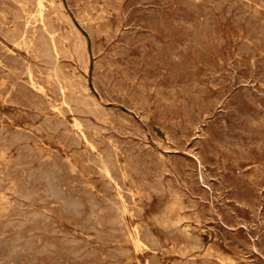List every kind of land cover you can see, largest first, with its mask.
I'll use <instances>...</instances> for the list:
<instances>
[{
	"label": "rangeland",
	"instance_id": "rangeland-1",
	"mask_svg": "<svg viewBox=\"0 0 264 264\" xmlns=\"http://www.w3.org/2000/svg\"><path fill=\"white\" fill-rule=\"evenodd\" d=\"M16 1L0 0V19L1 17H5L4 20H0V33L3 30L5 31L0 34V192H2V194L0 193V212H4L2 214L0 213V264H161L162 262V264H231L232 262V264H262V262L264 264V15H262L264 14V0H137V3H135L134 0H113L111 1V3L109 0H86V2L85 0ZM82 1L84 2L82 3ZM15 4L18 5V7ZM1 5L4 6L3 9L6 14H4V11L1 10ZM185 5L187 6V9ZM8 6L11 7V10L8 8ZM164 6L166 7V9ZM33 7L35 10H33ZM87 7L92 8V10L90 8L88 9ZM157 7H159L158 10ZM163 8L165 11L163 10ZM135 10H137L136 13ZM45 11L48 13H44ZM187 11L192 13L190 14ZM7 12L9 14L12 12V14L9 15ZM163 13L165 14L164 16ZM43 14L46 15L43 16ZM98 14L100 17L98 16ZM18 15H20L21 18ZM76 15L78 16L76 17ZM90 15L91 18L89 17ZM173 15L175 16L173 17ZM85 16L87 17V19ZM150 16L153 17L151 18ZM17 17L19 19H17ZM34 18L36 19L34 20ZM9 19L11 21H9ZM6 20L7 23L5 22ZM18 20L19 22L20 20H22V22L19 23ZM14 23L16 25H14ZM21 23L25 26H22ZM51 24H53V26ZM20 25L22 29L20 28ZM173 25H176V27ZM40 28H42L43 30ZM157 28H159V30ZM20 30H22L23 32H21ZM170 31H172V33ZM13 32H15L16 37ZM164 32L166 36L163 35ZM9 33L10 35H8ZM42 35H44L45 37ZM11 36L14 37L11 38ZM108 36L110 37L108 38ZM248 36H250L251 38ZM7 37H9V39ZM45 38L46 40H43ZM127 38L129 39L127 40ZM161 38L162 40L160 41ZM17 39L19 40L18 42ZM38 39L41 40V42ZM218 39H220V41ZM244 40H246L247 42ZM15 41L17 43H15ZM45 41H47L48 43L46 42L45 44ZM162 42H165V45L162 44ZM176 43H179V45H177ZM29 44L32 46H30ZM80 44H83V48L88 60V67L86 70L82 66L76 52ZM140 44L143 45L140 46ZM160 44L164 46V49ZM244 44L246 45V47H244ZM28 47L29 49H27ZM56 47L58 48L56 49ZM6 48L8 51L6 50ZM166 49H168V51ZM182 49L184 51H182ZM46 50L48 51V54L45 52ZM200 50H202V52ZM171 51L173 52L171 53ZM6 52L11 53V55ZM39 52L41 55L39 54ZM43 52H45V54L47 55L45 56ZM50 52L52 54H50ZM33 53L36 54L34 55ZM134 54L136 55V57ZM5 55L7 57H11L7 59ZM48 55L52 57H47ZM131 55L132 58L130 57ZM12 56H14L15 59ZM37 56L40 59H37ZM44 56L48 59L46 60ZM99 58L103 59L101 60ZM126 59H128V61ZM198 59L200 60L199 62H197ZM132 60L133 63L131 62ZM47 61H49L50 63ZM153 62L154 64H152ZM30 63H32L31 69ZM52 63L55 64L52 65ZM133 64H135L136 66H133ZM221 65H223V67ZM144 66L147 68H145ZM56 67L58 68V70ZM249 67L252 68V70L249 69ZM64 68L65 70H67L65 71ZM123 69L125 71H123ZM22 70L25 71L23 72ZM62 71L64 72V74ZM108 74H110V76ZM145 74H147L148 78ZM176 75H178L179 78H177V80ZM256 75H260L261 77L259 76L257 79ZM12 78L15 79L13 80ZM186 78L188 79V82ZM101 82L103 83L104 87ZM115 82L118 83L116 84ZM119 83L122 84L120 85ZM115 84L116 86H114ZM163 84L165 85V87ZM17 86H19V88ZM28 87L30 88V90ZM187 88L189 91L187 90ZM118 89L121 91V93ZM10 92L12 94H10ZM161 92H163V94ZM198 92L200 95L198 94ZM253 92L255 93V95H253ZM119 94L121 95L118 96ZM238 94L241 96H239ZM83 95L85 96V98ZM144 97H148V99ZM241 97H243L244 99ZM72 98L75 101H72ZM194 100L195 102H197L195 103ZM41 101H43V103ZM81 101H84L83 104ZM46 104L48 106H46ZM148 106H150V108ZM191 106L195 107L193 108ZM87 107L89 109H92V111L87 109ZM104 108L106 110H104ZM77 110L79 111V113ZM82 110L89 111L80 112ZM107 110L110 112H108ZM111 110H114V113ZM102 112L105 114V116ZM256 113H258V115ZM94 114L98 115L96 116ZM48 116L52 117L49 118ZM235 116L238 119H236ZM80 119L83 121L82 123ZM55 121H57L58 123L56 124ZM170 122L172 124H170ZM60 123L62 126L60 125ZM89 123L91 127L89 126ZM258 123L260 124L258 125ZM95 124L98 125V127ZM240 124L242 126H240ZM255 124L257 125V127ZM82 128L83 130H81ZM52 129L54 131H52ZM55 129L57 130V133ZM116 129L118 130L116 131ZM88 130L90 131V134ZM260 130L262 133H260ZM19 131L24 135L22 133L20 134ZM91 131L93 132L91 133ZM173 132L176 135L173 134ZM112 133L114 136L112 135ZM10 136L11 140L9 138ZM17 136L18 138H16ZM68 136L71 137L69 138ZM170 136H172L173 139ZM220 136L222 137V139ZM92 137L94 139H92ZM89 138L91 139L89 140ZM174 139L177 140L175 141ZM116 141H118V143ZM122 142H124V144H122ZM22 144L24 146H22ZM129 144L131 147L129 146ZM252 145H254V147ZM24 148L27 152V154L25 152L26 155L23 151ZM129 150L130 152H128ZM29 152L31 154H29ZM146 153H149L148 156ZM19 154H21L23 157ZM132 154L134 155V157ZM13 155L15 156V158ZM161 155L163 158L161 157ZM94 156L96 159L94 158ZM129 156L132 159L128 158ZM233 157H235L236 159ZM248 157L250 160L248 159ZM151 158L153 160H151ZM17 159L21 161H16ZM93 159H95L96 161H94ZM31 160L32 162H30ZM94 163L98 164L95 165ZM159 163L160 165L158 166ZM217 163H219L218 166H216ZM67 164L68 168L64 167L67 166ZM55 165L57 168L55 167ZM106 165L108 166L107 168H105ZM137 165L139 166V168ZM21 166H23L24 168ZM25 166L29 168L28 172ZM219 166L222 168L220 169ZM101 167L104 169H102ZM152 168H155L154 172L156 174L153 172ZM25 170L27 174L25 173ZM40 170L41 174H39ZM138 170L140 173L138 172ZM140 170L142 172L145 171L149 174H145V172L142 173ZM42 171H44V173H42ZM56 171H58L59 175ZM157 171L160 173H158ZM190 172H192L194 176H189L190 174H192ZM24 176L26 177L25 179ZM112 176L115 180L111 178ZM155 176H158L159 178H156ZM35 177H37V179ZM75 178L77 179L75 180ZM81 178L83 179V181L81 180ZM36 180H38V183ZM58 180L60 183L58 182ZM131 180L132 182H130ZM92 181L93 183H91ZM45 182L48 183L45 184ZM161 182H163L164 186ZM15 183L19 185H16ZM152 183H154L153 185L155 187L159 184L158 186L160 187V189L159 187H156L155 189V187L151 186ZM106 184L109 186H107ZM171 184L173 187L171 186ZM39 185L42 188L41 190ZM123 185L125 186V188ZM23 186L25 188H23ZM28 188L30 190H33L30 191ZM88 188L90 189V191ZM23 191L26 193H24ZM4 192L6 193L4 194ZM15 192H17L18 194L16 193V195ZM32 193H34L35 195ZM209 193L210 195H208ZM22 194H24V196ZM28 195V198L25 197ZM239 195L240 197H238ZM201 196H203L204 199ZM226 196L228 197L226 198ZM81 198L83 200L86 199V201L81 200ZM91 198L93 201L91 200ZM103 198L104 200L107 198V202L104 201ZM32 199L33 201H31ZM15 200L18 203H16ZM71 200L73 201L72 203H70ZM114 200L116 201L115 203H113ZM31 204H35L36 206L34 205L33 208L31 207ZM23 206L24 209H28H25L27 210L26 212L24 211ZM132 206L135 207V210H133ZM231 207L233 211L231 210ZM20 208H22L21 211ZM112 208L114 209L112 210ZM137 211L141 212L142 215L138 214ZM18 212L20 213V215ZM68 214L71 216L68 217ZM108 214L110 215V217L107 216ZM136 214L138 215L136 216ZM117 215L120 217H118ZM62 219L65 221L63 222ZM4 220L10 221H6V224ZM11 221H13V223ZM116 222L118 223L116 224ZM105 223L107 224L105 225ZM213 224L215 227L213 226ZM35 226L37 228H35ZM105 229L107 233L105 232ZM221 230L223 231L221 232ZM7 231L9 232L7 233ZM28 231H31V233H29ZM7 235L8 237H10H5ZM248 236H251L252 239ZM257 243L260 244V246ZM242 245L244 246V248ZM247 245L249 248L247 247ZM115 247L119 248L116 249ZM191 247L196 248L193 249ZM252 247L253 249H250ZM249 254L251 256H249ZM153 256H155V258ZM227 257L230 258L227 259ZM230 259H232V261ZM182 260L187 263L183 262Z\"/></svg>",
	"mask_w": 264,
	"mask_h": 264
},
{
	"label": "bare ground",
	"instance_id": "bare-ground-1",
	"mask_svg": "<svg viewBox=\"0 0 264 264\" xmlns=\"http://www.w3.org/2000/svg\"><path fill=\"white\" fill-rule=\"evenodd\" d=\"M15 1H16V0H15ZM26 1H27V0H26ZM93 1H94V0H93ZM109 1H110V3H111V1H113V0H109ZM134 1H135V3H137V2H136L137 0H134ZM146 1H147V0H146ZM168 1H169V0H168ZM198 1H199V0H198ZM228 1H229V0H228ZM233 1H234V0H233ZM233 1H232V2H233ZM235 1H236V0H235ZM257 1H258V0H257ZM16 2H17V1H16ZM29 2H30V1H29ZM83 2H84V1H82V3H83ZM85 2H86V0H85ZM87 2H88V1H87ZM139 2H140V1H139ZM149 2H150V1H149ZM170 2H171V1H170ZM178 2H179V1H178ZM200 2H201V1H200ZM212 2H213V1H212ZM22 3H23V2H22ZM26 3H28V2H26ZM26 3H25V4H26ZM42 3H43V2H42ZM62 3H63V2H62ZM92 3H93V2H92ZM198 3H199V2H198ZM1 4H2V3H1ZM4 4H5V3H4ZM32 4H33V3H32ZM119 4H121V3H119ZM133 4H134V3H133ZM142 4H143V3H142ZM147 4H148V3H147ZM152 4H153V2H152ZM155 4H157V3H155ZM164 4H165V3H164ZM167 4H168V3H167ZM196 4H197V3H196ZM199 4H200V3H199ZM205 4H206V3H205ZM229 4H230V3H229ZM239 4H240V3H239ZM258 4H259V3H258ZM263 4H264V3H263ZM7 5H8V4H7ZM7 5H5V6H7ZM15 5H16V4H15ZM72 5H74V4H72ZM85 5H86V4H85ZM106 5H107V4H106ZM161 5H162V4H161ZM1 6H2V5H1ZM10 6H11V5H10ZM10 6H8L9 9L11 8ZM16 6L18 7V5H16ZM21 6H22V4H21ZM23 6H24V4H23ZM86 6H87V5H86ZM88 6H89V5H88ZM97 6H98V5H97ZM97 6H96V7H97ZM113 6H114V5H113ZM116 6H117V5H116ZM133 6H135V5H133ZM168 6H169V5H168ZM168 6H167V7H168ZM172 6H173V5H172ZM185 6H186V5H185ZM207 6H208V5H207ZM221 6H222V5H221ZM245 6H246V5H245ZM43 7H44V5H43ZM72 7H74V6H72ZM84 7H85V6H84ZM92 7H93V4H92ZM161 7H163V6H161ZM164 7H165V6H164ZM211 7H212V6H211ZM246 7H247V6H246ZM262 7H263V6H262ZM3 8H4V6H2V9H1V10L4 11ZM13 8H14V7H13ZM28 8H29V7H28ZM87 8H88V7H87ZM89 8H90V7H89ZM89 8H88V9H89ZM101 8H102V6H101ZM103 8H105V7H103ZM106 8H107V7H106ZM116 8H117V7H116ZM132 8H133V7H132ZM158 8H159V7H157V10H158ZM203 8H204V7H203ZM220 8H221V7H220ZM239 8H240V7H239ZM26 9H27V8H26ZM90 9L92 10V8H90ZM118 9H119V8H118ZM133 9H134V8H133ZM148 9H149V8H148ZM148 9H147V10H148ZM154 9H155V8H154ZM165 9H166V7H165ZM170 9H171V8H170ZM179 9H180V8H179ZM186 9H187V6H186ZM194 9H195V8H194ZM235 9H236V8H235ZM235 9H234V10H235ZM240 9H241V8H240ZM244 9H245V8H244ZM5 10H6V8H5ZM10 10H11V9H10ZM13 10H15V9H13ZM16 10H18V9H16ZM21 10H22V9H21ZM33 10H35L34 7H33ZM91 10H90V11H91ZM105 10H106V9H105ZM137 10H138V8H137ZM137 10H135V13H136ZM160 10H161V9H160ZM163 10H164V8H163ZM172 10H173V9H172ZM195 10H196V9H195ZM213 10H214V9H213ZM3 11H2V12H3ZM28 11H30V10H28ZM28 11H27V12H28ZM80 11H81V10H80ZM88 11H89V10H88ZM164 11H165V10H164ZM201 11H202V9H201ZM241 11H242V10H241ZM13 12H14V11H13ZM32 12H33V11H32ZM63 12H64V11H63ZM81 12H82V11H81ZM131 12H132V11H131ZM157 12H158V11H157ZM176 12H177V10H176ZM181 12H182V11H181ZM187 12H189V11H187ZM222 12H223V11H222ZM232 12H233V11H232ZM232 12H231V13H232ZM252 12H253V11H252ZM259 12H260V11H259ZM7 13H8V12H7ZM44 13H48V12L45 11ZM124 13H125V12H124ZM179 13H180V11H179ZM179 13H178V14H179ZM189 13H190V12H189ZM191 13H192V12H191ZM191 13H190V14H191ZM202 13H203V12H202ZM205 13H206V12H205ZM208 13H209V12H208ZM4 14H6L5 11H4ZM8 14H9V13H8ZM10 14H12V12H11ZM10 14H9V15H10ZM20 14H21V13H20ZM26 14H28V13H26ZM30 14H31V13H30ZM76 14H77V13H76ZM153 14H154V13H153ZM155 14H156V13H155ZM194 14H195V13H194ZM15 15H17V14H15ZM21 15H22V14H21ZM31 15H32V14H31ZM35 15H36V13H35ZM44 15H46V14H43V16H44ZM47 15H48V14H47ZM83 15H84V14H83ZM92 15H93V14H92ZM102 15H103V14H102ZM127 15H129V14H127ZM164 15H165V14L163 13V16H164ZM200 15H201V14H200ZM260 15H261V14H260ZM262 15H264V14H262ZM1 16H2V15H1ZM7 16H8V15H7ZM7 16H6V17H7ZM18 16L20 17V15H18ZM24 16H25V15H24ZM26 16H28V15H26ZM77 16H78V15H76V17H77ZM79 16H80V15H79ZM81 16H82V15H81ZM98 16H99V14H98ZM171 16H172V14H171ZM174 16H175V15H173V17H174ZM217 16H218V15H217ZM223 16H224V15H223ZM225 16H226V15H225ZM233 16H234V15H233ZM248 16H249V15H248ZM15 17H16V16H15ZM31 17H32V16H31ZM34 17H36V16H34ZM45 17H46V16H45ZM85 17H86V16H85ZM89 17L91 18V15H90ZM89 17H88V18H89ZM99 17H100V16H99ZM109 17H110V16H109ZM128 17H129V16H128ZM150 17H151V16H150ZM152 17H153V16H152ZM152 17H151V18H152ZM165 17H166V16H165ZM173 17H172V18H173ZM201 17H202V16H201ZM209 17H210V16H209ZM227 17H228V16H227ZM231 17H232V16H231ZM245 17H246V16H245ZM4 18H5V17H4ZM4 18L1 17V19H3V20H4ZM20 18H21V17H20ZM69 18H71V17H69ZM92 18H93V16H92ZM102 18H103V17H102ZM121 18H122V17H121ZM159 18H160V17H159ZM159 18H158V19H159ZM167 18H168V17H167ZM188 18H189V17H188ZM198 18H199V17H198ZM253 18H254V17H253ZM261 18H262V17H261ZM1 19H0V20H1ZM17 19H19V18L17 17ZM28 19H29V18H28ZM35 19H36V18H34V20H35ZM86 19H87V17H86ZM109 19H110V18H109ZM109 19H108V20H109ZM189 19H190V18H189ZM30 20H32V19H30ZM70 20H71V19H70ZM106 20H107V19H106ZM149 20H150V19H149ZM155 20H156V19H155ZM190 20H191V19H190ZM193 20H194V19H193ZM205 20H206V19H205ZM215 20H216V19H215ZM232 20H233V18H232ZM244 20H245V19H244ZM9 21H11V20L9 19ZM9 21H8V22H9ZM23 21H24V20H23ZM49 21H51V20H49ZM104 21H105V20H104ZM109 21H110V20H109ZM211 21H212V20H211ZM5 22L7 23V20H6ZM18 22H19V20H18ZM20 22H22V20H20ZM20 22H19V23H20ZM26 22H27V20H26ZM160 22H161V20H160ZM189 22H190V21H189ZM189 22H188V23H189ZM2 23H3V22H2ZM6 23H4V24H6ZM72 23H73V22H72ZM107 23H108V21H107ZM109 23H110V22H109ZM141 23H144V22H141ZM190 23H191V22H190ZM194 23H195V22H194ZM253 23H254V22H253ZM81 24H82V23H81ZM83 24H84V23H83ZM90 24H92V23H90ZM105 24H106V23H105ZM134 24H135V23H134ZM152 24H153V23H152ZM154 24H155V23H154ZM173 24H174V23H173ZM183 24H184V23H183ZM7 25H8V24H7ZM14 25H16V24L14 23ZM21 25H22V26H25V25H23L22 23H21ZM21 25H20V28H21ZM29 25H30V24H29ZM51 25L53 26V24H51ZM101 25H102V24H101ZM106 25H107V24H106ZM150 25H151V24H150ZM159 25H160V24H159ZM168 25H169V24H168ZM210 25H211V24H210ZM261 25H262V24H261ZM31 26H32V25H31ZM35 26H36V25H35ZM37 26H38V25H37ZM45 26H46V25H45ZM110 26H111V25H110ZM169 26H170V25H169ZM173 26L176 27V25H173ZM183 26H184V25H183ZM33 27H34V26H33ZM91 27H92V26H91ZM94 27H95V25H94ZM157 27H158V26H157ZM165 27H166V26H165ZM10 28H11V27H10ZM14 28H15V27H14ZM17 28H18V27H17ZM45 28H46V27H45ZM52 28H56V27H52ZM256 28H257V27H256ZM21 29H22V28H21ZM27 29H28V28H27ZM31 29H32V28H31ZM40 29H42V28H40ZM87 29H88V28H87ZM96 29H97V28H96ZM142 29H143V28H142ZM157 29L159 30V28H157ZM162 29H163V28H162ZM249 29H250V28H249ZM36 30H37V29H36ZM42 30H43V29H42ZM48 30H49V29H48ZM158 30H157V31H158ZM173 30H174V29H173ZM173 30H172V31H173ZM175 30H176V29H175ZM180 30H181V29H180ZM182 30H183V29H182ZM192 30H193V29H192ZM202 30H203V29H202ZM240 30H241V29H240ZM3 31H4V30H3ZM3 31H2V32H3ZM12 31H13V29H12ZM20 31L23 32L22 30H20ZM34 31H35V29H34ZM38 31H39V30H38ZM112 31H113V30H112ZM117 31H118V30H117ZM123 31H124V30H123ZM154 31H155V29H154ZM164 31H165V30H164ZM172 31H170V32L172 33ZM176 31H177V30H176ZM176 31H175V32H176ZM217 31H218V30H217ZM2 32H1V33H2ZM4 32H5V31H4ZM17 32H18V31H17ZM21 32H20V33H21ZM91 32H92V31H91ZM91 32H90V33H91ZM97 32H99V31H97ZM137 32H138V31H137ZM147 32H148V31H147ZM180 32H181V31H180ZM219 32H220V31H219ZM241 32H242V31H241ZM247 32H248V31H247ZM1 33H0V34H1ZM7 33H8V32H7ZM7 33H6V34H7ZM13 33H14V35H15V32H13ZM36 33H37V31H36ZM36 33H33V34H36ZM41 33H42V32H41ZM43 33H44V32H43ZM80 33H81V32H80ZM134 33H135V31H134ZM173 33H174V32H173ZM94 34H95V33H94ZM106 34H107V33H106ZM106 34H105V35H106ZM121 34H122V33H121ZM126 34H127V33H126ZM126 34H125V35H126ZM150 34H151V33H150ZM180 34H181V33H180ZM193 34H194V32H193ZM193 34H192V35H193ZM199 34H200V33H199ZM212 34H213V33H212ZM220 34H221V33H220ZM8 35H10V33H9ZM12 35H13V34H12ZM78 35H79V34H78ZM110 35H111V34H110ZM123 35H124V32H123ZM134 35H135V34H134ZM152 35H153V34H152ZM155 35H156V34H155ZM159 35H160V34H159ZM163 35L166 36V35H165V32H164ZM200 35H201V34H200ZM206 35H209V34H206ZM210 35H211V34H210ZM247 35H248V34H247ZM249 35H250V34H249ZM17 36H18V35H17ZM21 36H22V35H21ZM27 36H28V35H27ZM31 36H32V35H31ZM42 36H44V35H42ZM111 36H112V35H111ZM114 36H115V35H114ZM144 36H145V35H144ZM144 36H142V37H144ZM146 36H147V35H146ZM13 37H14V36H13ZM13 37L11 36V38H13ZM15 37H16V35H15ZM19 37H20V36H19ZM44 37H45V36H44ZM109 37H110V36H108V38H109ZM112 37H113V36H112ZM122 37H123V36H122ZM134 37H135V36H134ZM134 37H133V38H134ZM154 37H155V36H154ZM162 37H163V36H162ZM179 37H180V36H179ZM183 37H184V36H183ZM198 37H199V36H198ZM217 37H219V36H217ZM220 37H221V36H220ZM248 37H250V36H248ZM7 38L9 39V37H7ZM11 38H10V39H11ZM29 38H32V37H29ZM36 38H38V37H36ZM42 38H43V37H42ZM42 38H41V39H42ZM91 38H92V37H91ZM106 38H107V37H106ZM133 38H132V39H133ZM145 38H147V37H145ZM145 38H144V39H145ZM166 38H167V37H166ZM185 38H186V37H185ZM206 38H207V37H206ZM222 38H223V37H222ZM250 38H251V37H250ZM25 39H26V38H25ZM110 39H111V38H110ZM128 39H129V38H127V40H128ZM208 39H210V38H208ZM208 39H207V40H208ZM235 39H236V38H235ZM27 40H28V39H27ZM29 40H31V39H29ZM32 40H33V39H32ZM38 40H39V39H38ZM43 40H46V38L43 39ZM107 40H108V39H107ZM123 40H124V39H123ZM123 40H122V41H123ZM130 40H131V38H130ZM161 40H162V38L160 39V41H161ZM199 40H200V39H199ZM201 40H202V39H201ZM203 40H204V39H203ZM207 40H206V41H207ZM218 40L220 41V39H218ZM239 40H240V39H239ZM18 41H19V40L17 39V42H18ZM34 41H35V40H34ZM39 41L41 42V40H39ZM93 41H94V40H93ZM109 41H110V40H109ZM146 41H148V40H146ZM172 41H173V40H172ZM174 41H175V40H174ZM181 41H182V40H181ZM191 41H192V40H191ZM194 41H195V40H194ZM194 41H193V42H194ZM197 41H198V40H197ZM213 41H214V40H213ZM223 41H224V40H223ZM235 41H236V40H235ZM244 41H246V40H244ZM250 41H251V40H250ZM17 42L15 41V43H17ZM21 42H22V41H21ZM25 42H26V41H25ZM27 42H28V41H27ZM46 42H47V41H45V44H46ZM104 42H105V41H104ZM140 42H141V41H140ZM165 42H166V41H165ZM165 42H164V43H165ZM167 42H168V41H167ZM208 42H209V41H208ZM214 42H215V41H214ZM242 42H243V41H242ZM246 42H247V41H246ZM29 43H30V42H29ZM37 43H39V42H37ZM47 43H48V42H47ZM91 43H92V42H91ZM117 43H118V42H117ZM144 43H145V42H144ZM164 43L162 42V44H164ZM186 43H187V42H186ZM200 43H202V42H200ZM206 43H207V42H206ZM216 43H217V42H216ZM221 43H223V42H221ZM225 43H226V42H225ZM225 43H224V44H225ZM22 44H23V43H22ZM26 44H27V43H26ZM45 44H44V45H45ZM50 44H51V43H50ZM53 44H54V43H53ZM96 44H97V43H96ZM100 44H101V43H100ZM121 44H122V43H121ZM126 44H127V43H126ZM176 44H177V43H176ZM184 44H185V43H184ZM193 44H194V43H193ZM209 44H210V43H209ZM214 44H215V43H214ZM214 44H213V45H214ZM241 44H242V43H241ZM29 45H30V44H29ZM34 45H35V44H34ZM55 45H56V44H55ZM112 45H113V44H112ZM141 45H143V44H140V46H141ZM144 45H145V44H144ZM160 45H161V44H160ZM164 45H165V44H164ZM177 45H179V43H178ZM181 45H182V44H181ZM191 45H192V44H191ZM213 45H210V46H213ZM244 45H245V44H244ZM247 45H248V44H247ZM258 45H259V44H258ZM25 46H26V45H25ZM30 46H32V45H30ZM30 46H29V47H30ZM101 46H102V45H101ZM155 46H156V44H155ZM161 46H162V45H161ZM161 46H160V47H161ZM188 46H189V45H188ZM196 46H197V45H196ZM206 46H207V45H206ZM238 46H239V45H238ZM256 46H257V45H256ZM0 47H1V46H0ZM22 47H23V46H22ZM29 47H28L27 49H29ZM65 47H66V46H65ZM92 47H93V46H92ZM117 47H118V45H117ZM120 47H121V46H120ZM124 47H126V46H124ZM162 47H163V49H164V46H162ZM167 47H168V46H167ZM183 47H184V46H183ZM189 47H190V46H189ZM244 47H246V45H245ZM31 48H32V47H31ZM57 48H58V47H56V49H57ZM59 48H60V47H59ZM95 48H96V47H95ZM114 48H115V47H114ZM141 48H142V47H141ZM151 48H152V47H151ZM175 48H176V46H175ZM175 48H174V49H175ZM206 48H207V47H206ZM206 48H205V50H206ZM4 49H5V48H4ZM33 49H34V48H33ZM46 49H47V48H46ZM49 49H50V48H49ZM56 49H55V51H56ZM96 49H97V48H96ZM102 49H104V48H102ZM124 49H125V48H124ZM128 49H129V48H128ZM147 49H148V48H147ZM154 49H155V48H154ZM170 49H171V48H170ZM174 49H173V50H174ZM179 49H180V48H179ZM183 49H184V48H183ZM183 49H182V51H184ZM6 50H7V48H6ZM58 50H59V49H58ZM161 50H162V49H161ZM166 50L168 51V49H166ZM171 50H172V49H171ZM175 50H176V49H175ZM177 50H178V48H177ZM190 50H191V49H190ZM194 50H195V49H194ZM7 51H8V50H7ZM33 51H34V50H33ZM37 51H38V50H37ZM40 51H41V50H40ZM100 51H101V50H100ZM107 51H108V50H107ZM119 51H120V50H119ZM126 51H128V50H126ZM126 51H125V52H126ZM148 51H149V50H148ZM150 51H151V50H150ZM152 51H153V50H152ZM182 51H181V52H182ZM196 51H197V50H196ZM200 51L202 52V50H200ZM222 51H223V50H222ZM242 51H243V50H242ZM254 51H255V49H254ZM1 52H2V51H1ZM27 52H28V51H27ZM31 52H32V51H31ZM34 52H35V51H34ZM45 52L48 54V51H47V50H46ZM45 52H43V53L45 54ZM76 52H77V56H78V58H79V60H80V62H81V64H82V66H83L84 69L86 70L87 67H88V63H87L88 60H87V56H86V53H85L84 48H83V44H80V45H79V48H77ZM96 52H97V50H96ZM142 52H144V51H142ZM163 52H164V50H163ZM172 52H173V51H171V53H172ZM2 53H3V52H2ZM2 53H1V54H2ZM6 53H8V52H6ZM36 53H37V52H36ZM36 53H35V54H36ZM43 53H42V54H43ZM107 53H108V52H107ZM128 53H129V52H128ZM148 53H149V52H148ZM165 53H166V52H165ZM165 53H164V54H165ZM168 53H169V52H168ZM174 53H175V51H174ZM178 53H179V52H178ZM187 53H188V52H187ZM197 53H198V52H197ZM255 53H256V51H255ZM8 54L11 55V53H8ZM33 54H34V53H33ZM35 54H34V55H35ZM39 54H40V52H39ZM44 54H43V55H44ZM47 54H45V56H46ZM50 54H52V53L50 52ZM105 54H106V53H105ZM105 54H104V55H105ZM109 54H110V53H109ZM126 54H127V53H126ZM142 54H143V53H142ZM146 54H147V52H146ZM146 54H145V56H146ZM179 54H180V53H179ZM206 54H207V53H206ZM214 54H215V53H214ZM216 54H217V53H216ZM250 54H251V53H250ZM2 55H3V54H2ZM40 55H41V54H40ZM53 55H54V54H53ZM104 55H103V56H104ZM115 55H116V53H115ZM134 55H135V54H134ZM168 55H169V54H168ZM197 55H199V54H197ZM201 55H202V54H201ZM240 55H241V53H240ZM247 55H248V54H247ZM252 55H254V54H252ZM5 56H6V55H5ZM38 56H39V55H38ZM38 56H37L36 58H37V59H40V58H38ZM45 56H44V57H45ZM103 56H102V57H103ZM110 56H111V55H110ZM227 56H228V55H227ZM6 57H7V56H6ZM10 57H11V56L7 57V59L10 58ZM12 57H14V56H12ZM47 57H52V56H49V55H48ZM54 57H55V56H54ZM56 57H57V55H56ZM130 57L132 58V55H131ZM130 57H129V59H130ZM135 57H136V55H135ZM138 57H139V56H138ZM172 57H173V56H172ZM225 57H226V56H225ZM45 58H46V57H45ZM199 58H200V56H199ZM204 58H205V57H204ZM231 58H232V57H231ZM235 58H236V57H235ZM2 59H4V58H2ZM14 59H15V57H14ZM14 59H13V60H14ZM47 59H48V58H46V60H47ZM99 59H101V58H99ZM102 59H103V58H102ZM102 59H101V60H102ZM152 59H153V58H152ZM178 59H179V58H178ZM178 59H177V60H178ZM183 59H184V57H183ZM220 59H221V58H220ZM225 59H226V58H225ZM236 59H237V58H236ZM46 60H45V61H46ZM126 60L128 61V59H126ZM139 60H140V59H139ZM153 60H154V59H153ZM169 60H170V59H169ZM107 61H108V60H107ZM109 61H110V59H109ZM151 61H152V60H151ZM151 61H150V62H151ZM155 61H156V59H155ZM160 61H161V60H160ZM167 61H168V60H167ZM174 61H176V60H174ZM199 61H200V60L198 59L197 62H199ZM201 61H202V60H201ZM6 62H8V61H6ZM9 62H10V60H9ZM17 62H18V61H17ZM41 62H43V61H41ZM47 62H49V61H47ZM52 62H53V61H52ZM59 62H60V61H59ZM118 62H119V61H118ZM131 62L133 63V60H132ZM150 62H149V63H150ZM165 62H166V61H165ZM170 62H171V61H170ZM172 62H173V59H172ZM186 62H188V61H186ZM195 62H196V61H195ZM233 62H234V61H233ZM250 62H251V61H250ZM250 62H249V63H250ZM255 62H256V61H255ZM258 62H259V61H258ZM45 63H46V62H45ZM49 63H50V62H49ZM49 63H48V64H49ZM109 63H110V62H109ZM113 63H114V61H113ZM149 63H148V64H149ZM190 63H193V62H190ZM204 63H205V62H204ZM224 63H225V62H224ZM224 63H223V64H224ZM1 64H2V63H1ZM31 64H32V63H30V69H31ZM34 64H35V63H34ZM54 64H55V63H52V65H54ZM57 64H58V63H57ZM61 64H62V63H61ZM98 64H99V63H98ZM115 64H116V63H115ZM128 64H130V63H128ZM135 64H136V63H135ZM135 64H133V66H134ZM152 64H154V62H153ZM152 64H151V65H152ZM160 64H161V63H160ZM212 64H214V63H212ZM216 64H217V63H216ZM239 64H241V63H239ZM250 64H251V63H250ZM36 65H37V64H36ZM59 65H60V64H59ZM59 65H58V66H59ZM65 65H67V64H65ZM137 65H139V64H137ZM140 65H141V64H140ZM158 65H159V64H158ZM167 65H169V64H167ZM183 65H184V64H183ZM197 65H198V63H197ZM201 65H202V64H201ZM206 65H209V64H206ZM210 65H211V64H210ZM248 65H249V64H248ZM262 65H263V63H262ZM262 65H261V66H262ZM37 66H38V65H37ZM39 66H40V65H39ZM80 66H81V65H80ZM110 66H111V65H110ZM120 66H121V64H120ZM135 66H136V65H135ZM145 66H146V65H145ZM145 66H144V67H145ZM147 66H148V65H147ZM160 66H161V65H160ZM203 66H204V65H203ZM212 66H213V65H212ZM218 66H219V65H218ZM221 66L223 67V65H221ZM235 66H236V65H235ZM240 66H241V65H240ZM249 66H250V65H249ZM257 66H258V65H257ZM19 67H20V65H19ZM19 67H18V68H19ZM60 67H61V66H60ZM111 67H112V66H111ZM164 67H165V66H164ZM181 67H182V66H181ZM185 67H186V66H185ZM192 67H193V66H192ZM194 67H195V66H194ZM206 67H207V66H206ZM259 67H260V66H259ZM45 68H48V67H45ZM54 68H55V67H54ZM56 68H57V67H56ZM66 68H67V67H66ZM97 68H98V67H97ZM103 68H104V67H103ZM108 68H109V67H108ZM113 68H114V67H113ZM136 68H137V67H136ZM145 68H147V67H145ZM148 68H149V67H148ZM183 68H184V67H183ZM183 68H182V69H183ZM190 68H191V67H190ZM211 68H212V67H211ZM10 69H12V68H10ZM62 69H63V68H62ZM98 69H99V68H98ZM101 69H102V68H101ZM150 69H151V68H150ZM156 69H157V68H156ZM166 69H167V68H166ZM214 69H215V68H214ZM249 69L252 70V68H250V67H249ZM256 69H257V68H256ZM262 69H263V68H262ZM19 70H20V69H19ZM19 70H18V71H19ZM57 70H58V68H57ZM57 70H56V72H57ZM59 70H61V69H59ZM64 70H65V68H64ZM66 70H67V69H66ZM66 70H65V71H66ZM108 70H109V69H108ZM121 70H122V69H121ZM136 70H137V69H136ZM168 70H169V69H168ZM251 70H250V71H251ZM20 71H21V70H20ZM22 71L24 72L25 70H22ZM119 71H120V70H119ZM123 71H125V70L123 69ZM134 71H135V70H134ZM138 71H139V70H138ZM143 71H144V70H143ZM155 71H156V70H155ZM158 71H159V69H158ZM170 71H171V70H170ZM192 71H193V70H192ZM195 71H196V70H195ZM209 71H210V70H209ZM242 71H243V70H242ZM254 71H255V70H254ZM257 71H258V70H257ZM257 71H256V72H257ZM14 72H15V71H14ZM60 72H61V71H60ZM62 72H63V71H62ZM79 72H80V71H79ZM99 72H100V71H99ZM104 72H105V71H104ZM111 72H112V71H111ZM127 72H128V71H127ZM140 72H141V70H140ZM156 72H157V71H156ZM167 72H168V71H167ZM171 72H172V71H171ZM177 72H178V71H177ZM183 72H184V71H183ZM188 72H189V71H188ZM188 72H187V73H188ZM230 72H232V71H230ZM21 73H22V72H21ZM66 73H68V72H66ZM97 73H98V72H97ZM108 73H109V72H108ZM136 73H137V72H136ZM146 73H148V72H146ZM174 73H175V71H174ZM184 73H185V72H184ZM187 73H186V75H187ZM189 73H190V72H189ZM261 73H262V72H261ZM261 73H260V74H261ZM263 73H264V72H263ZM63 74H64V72H63ZM63 74H62V75H63ZM68 74H70V73H68ZM68 74H67V75H68ZM103 74H104V73H103ZM153 74H154V73H153ZM169 74H170V73H169ZM212 74H213V73H212ZM237 74H238V73H237ZM251 74H252V73H251ZM251 74H250V75H251ZM96 75H97V74H96ZM98 75H99V74H98ZM105 75H106V74H105ZM108 75L110 76V74H108ZM117 75H118V73H117ZM124 75H127V74H124ZM134 75H135V73H134ZM136 75H137V74H136ZM145 75H146V77H147V74H145ZM162 75H163V74H162ZM186 75H185V77H186ZM224 75H225V74H224ZM262 75H263V74H262ZM93 76H94V75H93ZM114 76H115V75H114ZM190 76H191V75H190ZM241 76H242V75H241ZM259 76H260V75H259ZM259 76L256 75L257 79H258ZM100 77H101V76H100ZM103 77H104V76H103ZM133 77H134V76H133ZM138 77H139V76H138ZM156 77H157V76H156ZM156 77H155V78H156ZM163 77H164V76H163ZM168 77H169V76H168ZM181 77H182V76H181ZM183 77H184V75H183ZM195 77H196V76H195ZM237 77H238V76H237ZM237 77H236V78H237ZM260 77H261V76H260ZM62 78H63V77H62ZM64 78H65V77H64ZM114 78H115V77H114ZM122 78H123V77H122ZM122 78H121V80H122ZM147 78H148V77H147ZM149 78H150V77H149ZM171 78H172V76H171ZM177 78H178V75H176V80H177ZM189 78H190V77H189ZM192 78H193V77H192ZM192 78H191V79H192ZM201 78H202V77H201ZM226 78H227V77H226ZM262 78H263V77H262ZM262 78H261V79H262ZM12 79H13V78H12ZM14 79H15V78H14ZM14 79H13V80H14ZM96 79H97V78H96ZM96 79H95V80H96ZM178 79H179V78H178ZM186 79H187V78H186ZM195 79H196V78H195ZM239 79H240V78H239ZM253 79H254V77H253ZM53 80H54V77H53ZM97 80H98V79H97ZM118 80H119V79H118ZM135 80H136V79H135ZM137 80H138V79H137ZM147 80H148V79H147ZM171 80H172V79H171ZM174 80H175V79H174ZM176 80H175V81H176ZM210 80H211V79H210ZM224 80H226V79H224ZM246 80H247V79H246ZM25 81H26V80H25ZM47 81H48V80H47ZM74 81H75V80H74ZM74 81H73V82H74ZM109 81H110V80H109ZM141 81H142V79H141ZM151 81H152V80H151ZM161 81H162V80H161ZM161 81H160V82H161ZM172 81H173V80H172ZM182 81H183V80H182ZM211 81H212V80H211ZM211 81H210V82H211ZM241 81H242V80H241ZM59 82H60V81H59ZM76 82H77V81H76ZM123 82H124V81H123ZM125 82H126V81H125ZM136 82H137V81H136ZM153 82H154V79H153ZM187 82H188V79H187ZM195 82H196V81H195ZM197 82H198V81H197ZM252 82H253V81H252ZM39 83H40V82H39ZM52 83H53V82H52ZM56 83H57V82H56ZM74 83H75V82H74ZM101 83H102V82H101ZM115 83H116V82H115ZM117 83H118V82H117ZM117 83H116V84H117ZM132 83H133V82H132ZM142 83H143V82H142ZM144 83H145V82H144ZM206 83H207V82H206ZM18 84H19V83H18ZM18 84H17V85H18ZM116 84H115L114 86H116ZM119 84H120V83H119ZM121 84H122V83H121ZM121 84H120V85H121ZM14 85H15V83H14ZM14 85H13V86H14ZM26 85H27V84H26ZM57 85H59V84H57ZM102 85H103V83H102ZM120 85H118V86H120ZM132 85H133V84H132ZM145 85H146V84H145ZM160 85H161V84H160ZM163 85H164V84H163ZM177 85H178V84H177ZM232 85H233V84H232ZM21 86H22V85H21ZM55 86H56V85H55ZM122 86H123V85H122ZM122 86H121V87H122ZM138 86H139V84H138ZM179 86H181V85H179ZM247 86H248V85H247ZM15 87H16V85H15ZM17 87L19 88V86H17ZM53 87H54V86H53ZM96 87H97V86H96ZM103 87H104V85H103ZM109 87H110V86H109ZM109 87H108V88H109ZM127 87H129V86H127ZM133 87H134V86H133ZM133 87H132V88H133ZM164 87H165V85H164ZM202 87H203V86H202ZM245 87H246V86H245ZM8 88H9V87H8ZM18 88H17V90H18ZM28 88H29V87H28ZM58 88H59V87H58ZM58 88H57V89H58ZM116 88H117V87H116ZM141 88H142V87H141ZM144 88H145V87H144ZM155 88H156V86H155ZM159 88H160V87H159ZM166 88H167V87H166ZM176 88H177V87H176ZM196 88H197V87H196ZM247 88H248V87H247ZM254 88H255V87H254ZM5 89H6V88H5ZM25 89H26V88H25ZM31 89H32V88H31ZM96 89H97V88H96ZM133 89H134V88H133ZM136 89H137V88H136ZM164 89H165V88H164ZM184 89H185V88H184ZM255 89H256V88H255ZM12 90H13V89H12ZM12 90H11V91H12ZM17 90H16V92H17ZM29 90H30V88H29ZM50 90H51V89H50ZM55 90H56V89H55ZM109 90H111V89H109ZM115 90H116V89H115ZM118 90H119V89H118ZM159 90H160V89H159ZM162 90H163V89H162ZM187 90H188V88H187ZM229 90H230V89H229ZM6 91H7V90H6ZM51 91H52V90H51ZM119 91H120V90H119ZM138 91H139V90H138ZM145 91H146V90H145ZM147 91H148V90H147ZM152 91H153V89H152ZM154 91H155V90H154ZM160 91H161V90H160ZM166 91H167V90H166ZM182 91H183V90H182ZM188 91H189V90H188ZM223 91H224V90H223ZM257 91H258V90H257ZM0 92H1V91H0ZM13 92H14V91H13ZM18 92H19V91H18ZM53 92H54V91H53ZM126 92H127V91H126ZM142 92H143V91H142ZM150 92H151V91H150ZM180 92H181V91H180ZM192 92H193V91H192ZM235 92H236V91H235ZM37 93H38V92H37ZM120 93H121V91H120ZM123 93H124V92H123ZM161 93L163 94V92H161ZM168 93H169V92H168ZM173 93H174V92H173ZM186 93H187V92H186ZM225 93H226V92H225ZM253 93H254V92H253ZM10 94H12V93L10 92ZM100 94H101V93H100ZM105 94H106V92H105ZM127 94H128V93H127ZM130 94H131V92H130ZM130 94H129V95H130ZM157 94H158V93H157ZM174 94H175V93H174ZM198 94H199V92H198ZM226 94H227V93H226ZM13 95H14V94H13ZM39 95H40V94H39ZM61 95H62V94H61ZM63 95H64V94H63ZM101 95H102V94H101ZM120 95H121V94H119L118 96H120ZM139 95H140V94H139ZM142 95H143V94H142ZM167 95H168V94H167ZM188 95H189V94H188ZM191 95H193V94H191ZM199 95H200V94H199ZM233 95H234V94H233ZM238 95H239V94H238ZM242 95H243V94H242ZM253 95H255V93H254ZM42 96H43V95H42ZM66 96H67V94H66ZM66 96H65V97H66ZM83 96H84V95H83ZM109 96H110V95H109ZM112 96H113V94H112ZM124 96H126V95H124ZM140 96H141V95H140ZM169 96H170V95H169ZM176 96H177V95H176ZM231 96H232V94H231ZM231 96H230V97H231ZM239 96H241V95H239ZM249 96H250V95H249ZM62 97H64V96H62ZM110 97H111V96H110ZM163 97H164V96H163ZM174 97H175V96H174ZM19 98H20V97H19ZM19 98H18V99H19ZM36 98H37V97H36ZM84 98H85V96H84ZM118 98H119V97H118ZM144 98H147V99H148V97H144ZM156 98H157V97H156ZM168 98H169V97H168ZM183 98H184V97H183ZM189 98H190V97H189ZM241 98H243V97H241ZM246 98H247V97H246ZM255 98H256V97H255ZM6 99H8V98H6ZM31 99H32V98H31ZM31 99H30V100H31ZM33 99H34V98H33ZM60 99H61V98H60ZM76 99H77V98H76ZM78 99H79V98H78ZM80 99H81V98H80ZM111 99H112V98H111ZM131 99H132V98H131ZM147 99H146V101H147ZM173 99H174V98H173ZM191 99H192V98H191ZM197 99H198V98H197ZM234 99H235V98H234ZM243 99H244V98H243ZM250 99H251V98H250ZM256 99H257V98H256ZM35 100H36V99H35ZM41 100H42V99H41ZM64 100H65V99H64ZM108 100H109V99H108ZM126 100H127V99H126ZM132 100H133V99H132ZM155 100H156V99H155ZM186 100H187V99H186ZM216 100H217V99H216ZM216 100H215V101H216ZM219 100H220V98H219ZM235 100H236V99H235ZM21 101H22V100H21ZM56 101H57V99H56ZM67 101H68V99H67ZM72 101H75V100H73V98H72ZM84 101H85V100H84ZM84 101H81L82 104H83ZM86 101H87V100H86ZM183 101H184V100H183ZM243 101H244V100H243ZM249 101H250V100H249ZM259 101H260V100H259ZM41 102L43 103V101H41ZM44 102H47V101H44ZM64 102H66V101H64ZM78 102H80V101H78ZM125 102H126V101H125ZM132 102H133V101H132ZM135 102H136V101H135ZM142 102H143V100H142ZM186 102H187V101H186ZM194 102H195V100H194ZM196 102H197V101H196ZM196 102H195V103H196ZM208 102H209V101H208ZM212 102H213V101H212ZM240 102H241V101H240ZM67 103H69V102H67ZM126 103H127V102H126ZM149 103H150V101H149ZM152 103H153V101H152ZM32 104H33V102H32ZM34 104H35V103H34ZM44 104H45V103H44ZM77 104H78V103H77ZM98 104H99V102H98ZM139 104H140V102H139ZM141 104H142V103H141ZM144 104H145V103H144ZM157 104H158V103H157ZM174 104H175V103H174ZM174 104H173V105H174ZM180 104H181V103H180ZM188 104H189V103H188ZM191 104H192V103H191ZM211 104H212V103H211ZM225 104H226V103H225ZM84 105H86V104H84ZM88 105H89V104H88ZM88 105H87V106H88ZM100 105H101V104H100ZM149 105H150V104H149ZM166 105H168V104H166ZM170 105H172V104H170ZM194 105H195V104H194ZM198 105H199V104H198ZM203 105H204V104H203ZM203 105H202V107H203ZM215 105H216V104H215ZM220 105H221V104H220ZM260 105H261V104H260ZM37 106H38V105H37ZM39 106H40V105H39ZM46 106H48V105L46 104ZM136 106H137V105H136ZM144 106H146V105H144ZM233 106H234V105H233ZM233 106H232V107H233ZM25 107H26V106H25ZM52 107H53V106H52ZM76 107H77V106H76ZM109 107H111V106H109ZM140 107H141V106H140ZM142 107H143V105H142ZM148 107L150 108V106H148ZM163 107H164V106H163ZM183 107H184V106H183ZM191 107H193V106H191ZM194 107H195V106H194ZM194 107H193V108H194ZM212 107H213V106H212ZM220 107H221V106H220ZM224 107H225V105H224ZM228 107H229V105H228ZM238 107H239V106H238ZM238 107H237V108H238ZM28 108H29V107H28ZM38 108H40V107H38ZM79 108H80V107H79ZM168 108H169V107H168ZM207 108H208V107H207ZM230 108H231V107H230ZM259 108H260V107H259ZM59 109H60V108H59ZM82 109H83V108H82ZM87 109H89V108L87 107ZM87 109H86V110H87ZM111 109H112V108H111ZM141 109H143V108H141ZM161 109H162V108H161ZM177 109H178V108H177ZM201 109H202V108H201ZM235 109H236V108H235ZM235 109H234V110H235ZM47 110H48V109H47ZM57 110H58V109H57ZM74 110H75V108H74ZM79 110H80V109H79ZM89 110L92 111V109H89ZM89 110H88V111H89ZM104 110H106V109L104 108ZM157 110H158V109H157ZM172 110H173V108H172ZM188 110H189V109H188ZM230 110H231V109H230ZM234 110H232V111H234ZM72 111H73V110H72ZM77 111H78V110H77ZM84 111H85V110H82V111H80V112H84ZM88 111H85V112H88ZM101 111H103V110H101ZM107 111H108V110H107ZM111 111L113 112L114 110H111ZM154 111H155V110H154ZM237 111H238V110H237ZM240 111H241V110H240ZM240 111H239V112H240ZM245 111H246V110H245ZM253 111H255V110H253ZM259 111H260V110H259ZM95 112H96V111H95ZM108 112H110V111H108ZM179 112H180V111H179ZM185 112H186V111H185ZM219 112H220V111H219ZM260 112H261V111H260ZM72 113H73V112H72ZM78 113H79V111H78ZM102 113H103V112H102ZM113 113H114V112H113ZM163 113H165V112H163ZM174 113H175V112H174ZM212 113H213V112H212ZM236 113H237V112H236ZM236 113H235V114H236ZM34 114H35V113H34ZM85 114H86V113H85ZM89 114H90V113H89ZM103 114H104V113H103ZM159 114H160V113H159ZM256 114L258 115V113H256ZM62 115H63V114H62ZM94 115H96V114H94ZM97 115H98V114H97ZM97 115H96V116H97ZM148 115H149V114H148ZM150 115H151V114H150ZM247 115H248V113H247ZM7 116H8V115H7ZM36 116H37V115H36ZM104 116H105V114H104ZM114 116H115V115H114ZM171 116H172V115H171ZM236 116H237V115H236ZM236 116H235V118H236ZM243 116H244V115H243ZM263 116H264V115H263ZM32 117H33V116H32ZM48 117H49V116H48ZM51 117H52V116H50L49 118H51ZM65 117H66V116H65ZM99 117H100V116H99ZM160 117H161V116H160ZM199 117H200V116H199ZM199 117H198V118H199ZM238 117H239V116H238ZM245 117H246V116H245ZM245 117H244V118H245ZM248 117H249V115H248ZM11 118H12V116H11ZM54 118H55V117H54ZM131 118H132V117H131ZM180 118H181V117H180ZM201 118H202V117H201ZM56 119H57V118H56ZM76 119H77V118H76ZM81 119H82V117H81ZM81 119H80V120H81ZM84 119H85V118H84ZM84 119H83V120H84ZM89 119H90V118H89ZM97 119H98V118H97ZM143 119H144V118H143ZM213 119H214V118H213ZM213 119H211V120H213ZM236 119H238V118H236ZM239 119H240V118H239ZM259 119H260V118H259ZM262 119H263V117H262ZM48 120H49V119H48ZM67 120H68V119H67ZM86 120H87V119H86ZM197 120H198V119H197ZM200 120H201V119H200ZM207 120H208V119H207ZM214 120H215V119H214ZM220 120H221V119H220ZM263 120H264V119H263ZM263 120H262V121H263ZM57 121H58V120H57ZM57 121H55L56 124L58 123ZM62 121H63V120H62ZM77 121H78V120H77ZM90 121H91V120H90ZM100 121H101V120H100ZM109 121H110V120H109ZM135 121H136V120H135ZM162 121H164V120H162ZM169 121H170V120H169ZM169 121H168V122H169ZM175 121H176V120H175ZM179 121H181V120H179ZM202 121H203V120H202ZM237 121H238V120H237ZM239 121H241V120H239ZM243 121H244V120H243ZM252 121H253V120H252ZM60 122H61V121H60ZM82 122H83V121L81 120V123H82ZM88 122H89V121H88ZM92 122H93V121H92ZM92 122H91V123H92ZM115 122H116V121H115ZM176 122H177V121H176ZM194 122H195V121H194ZM220 122H222V121H220ZM235 122H236V121H235ZM260 122H261V121H260ZM65 123H66V121H65ZM65 123H62V124H65ZM166 123H167V122H166ZM178 123H179V122H178ZM196 123H197V122H196ZM208 123H209V122H208ZM218 123H219V122H218ZM241 123H242V122H241ZM253 123H254V122H253ZM256 123H257V122H256ZM261 123H262V122H261ZM263 123H264V122H263ZM49 124H50V123H49ZM49 124H48V125H49ZM53 124H54V123H53ZM83 124H84V123H83ZM87 124H88V123H87ZM93 124H94V123H93ZM170 124H172V123L170 122ZM180 124H181V123H180ZM234 124H235V123H234ZM236 124H237V122H236ZM246 124H247V123H246ZM246 124H245V125H246ZM259 124H260V123H258V125H259ZM60 125H61V123H60ZM60 125H59V126H60ZM66 125H67V124H66ZM95 125H96V124H95ZM95 125H94V126H95ZM164 125H165V123H164ZM189 125H190V124H189ZM189 125H188V126H189ZM191 125H192V124H191ZM208 125H209V124H208ZM237 125H238V124H237ZM255 125H256V124H255ZM263 125H264V124H263ZM263 125H261V126H263ZM2 126H3V125H2ZM50 126H51V125H50ZM50 126H49V127H50ZM61 126H62V125H61ZM63 126H64V125H63ZM86 126H87V125H86ZM89 126H90V123H89ZM96 126L98 127V125H96ZM139 126H140V125H139ZM166 126H167V125H166ZM169 126H170V125H169ZM179 126H180V125H179ZM204 126H205V125H204ZM212 126H213V125H212ZM214 126H215V125H214ZM233 126H234V125H233ZM240 126H242V125L240 124ZM5 127H7V126H5ZM87 127H88V126H87ZM90 127H91V126H90ZM100 127H101V125H100ZM102 127H103V126H102ZM192 127H193V126H192ZM201 127H202V126H201ZM222 127H223V126H222ZM249 127H250V126H249ZM253 127H254V126H253ZM256 127H257V125H256ZM139 128H140V127H139ZM162 128H163V127H162ZM186 128H187V127H186ZM189 128H190V127H189ZM216 128H217V127H216ZM216 128H215V129H216ZM231 128H232V127H231ZM233 128H234V127H233ZM238 128H239V127H238ZM250 128H251V127H250ZM262 128H263V127H262ZM5 129H6V128H5ZM53 129H54V128H53ZM53 129H52V131H54ZM86 129H87V128H86ZM91 129H92V128H91ZM91 129H89V130H91ZM177 129H178V128H177ZM257 129H258V128H257ZM81 130H83V128H82ZM89 130H88V131H89ZM96 130H97V129H96ZM117 130H118V129H116V131H117ZM123 130H124V129H123ZM123 130H122V131H123ZM130 130H131V129H130ZM134 130H135V129H134ZM171 130H172V129H171ZM207 130H208V129H207ZM9 131H10V130H9ZM55 131H56V133H57V130H56V129H55ZM86 131H87V130H86ZM167 131H168V130H167ZM204 131H206V130H204ZM256 131H257V130H256ZM92 132H93V131H91V133H92ZM118 132H119V131H118ZM174 132H175V131H174ZM174 132H173V134H175ZM186 132H187V131H186ZM236 132H237V131H236ZM239 132H240V131H239ZM257 132H258V131H257ZM263 132H264V131H263ZM8 133H9V132H8ZM19 133L21 134L22 132L19 131ZM30 133H31V132H30ZM124 133H125V132H124ZM131 133H132V132H131ZM139 133H140V132H139ZM182 133H183V132H182ZM260 133H262L261 130H260ZM22 134H23V133H22ZM89 134H90V131H89ZM134 134H135V132H134ZM169 134H171V133H169ZM173 134H172V135H173ZM0 135H1V134H0ZM2 135H3V134H2ZM5 135H6V134H5ZM12 135H14V134H12ZM12 135H11V136H12ZM23 135H24V134H23ZM86 135H87V134H86ZM112 135H113V133H112ZM142 135H143V134H142ZM175 135H176V134H175ZM244 135H245V134H244ZM11 136L9 137L10 140H11ZM19 136H20V135H19ZM27 136H28V135H27ZM29 136H30V134H29ZM33 136H34V135H33ZM89 136H90V135H89ZM110 136H111V135H110ZM113 136H114V135H113ZM144 136H145V135H144ZM155 136H156V135H155ZM199 136H200V134H199ZM231 136H232V135H231ZM238 136H239V135H238ZM248 136H249V135H248ZM1 137H2V136H1ZM22 137H23V136H22ZM36 137H37V136H36ZM68 137L70 138L71 136H68ZM79 137H80V136H79ZM86 137H87V136H86ZM118 137H119V136H118ZM170 137H172V136H170ZM220 137H221V136H220ZM256 137H257V136H256ZM16 138H18V136H17ZM34 138H35V137H34ZM34 138H33V139H34ZM57 138H58V137H57ZM73 138H75V137H73ZM81 138H82V137H81ZM156 138H157V137H156ZM156 138H155V139H156ZM198 138H199V137H198ZM215 138H216V137H215ZM223 138H224V137H223ZM240 138H241V137H240ZM6 139H7V138H6ZM29 139H30V138H29ZM38 139H39V138H38ZM87 139H88V138H87ZM90 139H91V138H89V140H90ZM92 139H94V138L92 137ZM117 139H118V138H117ZM131 139H132V138H131ZM172 139H173V137H172ZM195 139H196V138H195ZM221 139H222V137H221ZM4 140H5V138H4ZM16 140H17V139H16ZM18 140H19V139H18ZM25 140H26V139H25ZM25 140H24V141H25ZM69 140H70V139H69ZM77 140H78V139H77ZM89 140H88V141H89ZM125 140H126V139H125ZM132 140H133V139H132ZM132 140H131V141H132ZM136 140H137V139H136ZM174 140L176 141L177 139H174ZM203 140H204V138H203ZM208 140H209V139H208ZM218 140H219V138H218ZM20 141H21V139H20ZM20 141H19V142H20ZM26 141H27V140H26ZM36 141H37V139H36ZM67 141H68V140H67ZM93 141H94V140H93ZM96 141H97V140H96ZM131 141H130V142H131ZM134 141H135V140H134ZM195 141H196V140H195ZM220 141H221V140H220ZM4 142H6V141H4ZM13 142H14V139H13ZM16 142H18V141H16ZM116 142L118 143V141H116ZM127 142H129V141H127ZM199 142H200V141H199ZM205 142H206V141H205ZM218 142H219V141H218ZM243 142H244V141H243ZM1 143H2V141H1ZM27 143H28V142H27ZM72 143H74V142H72ZM100 143H101V142H100ZM100 143H99V145H100ZM131 143H132V142H131ZM141 143H142V142H141ZM200 143H201V142H200ZM215 143H216V142H215ZM256 143H257V142H256ZM9 144H10V143H9ZM11 144H12V143H11ZM28 144H29V143H28ZM46 144H47V143H46ZM92 144H93V143H92ZM122 144H124V142H122ZM220 144H221V142H220ZM241 144H242V143H241ZM259 144H260V143H259ZM263 144H264V143H263ZM26 145H27V144H26ZM110 145H111V144H110ZM139 145H141V144H139ZM163 145H164V144H163ZM206 145H207V144H206ZM222 145H223V144H222ZM245 145H246V144H245ZM4 146H5V145H4ZM22 146H24V145L22 144ZM114 146H115V145H114ZM129 146H130V144H129ZM132 146H133V145H132ZM203 146H204V145H203ZM203 146H201V147H203ZM218 146H219V145H218ZM218 146H217V147H218ZM232 146H233V145H232ZM252 146L254 147V145H252ZM110 147H111V146H110ZM130 147H131V146H130ZM173 147H174V146H173ZM220 147H221V146H220ZM224 147H226V146H224ZM246 147H247V146H246ZM250 147H251V146H250ZM30 148H33V147H30ZM117 148H118V147H117ZM119 148H120V147H119ZM123 148H124V146H123ZM177 148H179V147H177ZM181 148H183V147H181ZM213 148H214V145H213ZM218 148H219V147H218ZM232 148H233V147H232ZM235 148H236V147H235ZM251 148H252V147H251ZM257 148H258V147H257ZM75 149H76V148H75ZM79 149H81V148H79ZM106 149H107V147H106ZM110 149H111V148H110ZM127 149H128V147H127ZM134 149H135V148H134ZM141 149H142V148H141ZM201 149H202V148H201ZM201 149H200V150H201ZM13 150H14V149H13ZM25 150H26V149L24 148V150H23V151H24V154H25V152H26ZM32 150H33V149H32ZM34 150H35V149H34ZM76 150H77V149H76ZM108 150H109V149H108ZM108 150H107V151H108ZM131 150H132V149H131ZM17 151H18V150H17ZM97 151H98V150H97ZM111 151H112V150H111ZM228 151H229V150H228ZM240 151H241V150H240ZM244 151H246V150H244ZM244 151H243V152H244ZM249 151H250V150H249ZM259 151H260V150H259ZM30 152H31V151H30ZM30 152H29V154H31ZM80 152H81V151H80ZM90 152H91V151H90ZM128 152H130V150H129ZM136 152H137V151H136ZM136 152H135V153H136ZM141 152H142V151H141ZM189 152H190V150H189ZM13 153H14V152H13ZM21 153H23V152H21ZM132 153H133V152H132ZM138 153H139V152H138ZM138 153H137V154H138ZM151 153H152V152H151ZM156 153H157V152H156ZM156 153H155V154H156ZM199 153H200V152H199ZM209 153H210V152H209ZM218 153H219V152H218ZM230 153H232V152H230ZM250 153H251V152H250ZM259 153H260V152H259ZM26 154H27V152H26ZM26 154H25V155H26ZM57 154H58V153H57ZM85 154H87V153H85ZM103 154H104V153H103ZM113 154H114V153H113ZM129 154H130V153H129ZM146 154H147V156H148L149 153H146ZM146 154H144V155H146ZM157 154H158V153H157ZM193 154H194V153H193ZM19 155H21V154H19ZM25 155H24V156H25ZM132 155H133V154H132ZM150 155H151V154H150ZM182 155H183V154H182ZM182 155H181V156H182ZM231 155H232V154H231ZM244 155H245V154H244ZM246 155H247V154H246ZM13 156H14V155H13ZM16 156H17V155H16ZM21 156H22V155H21ZM31 156H32V155H31ZM36 156H37V155H36ZM55 156H56V155H55ZM79 156H80V155H79ZM102 156H103V155H102ZM126 156H127V155H126ZM137 156H138V155H137ZM137 156H136V157H137ZM152 156H153V155H152ZM198 156H199V155H198ZM232 156H233V155H232ZM247 156H248V155H247ZM19 157H20V156H19ZM22 157H23V156H22ZM60 157H61V156H60ZM106 157H108V156H106ZM114 157H115V155H114ZM114 157H112V158H114ZM133 157H134V155H133ZM136 157H135V159H136ZM161 157H162V155H161ZM199 157H200V156H199ZM236 157H237V156H236ZM7 158H8V157H7ZM14 158H15V156H14ZM24 158H25V157H24ZM24 158H23V159H24ZM94 158H95V156H94ZM103 158H105V157H103ZM109 158H110V157H109ZM109 158H108V159H109ZM112 158H111V159H112ZM126 158H127V157H126ZM126 158H125V159H126ZM128 158H130V156H129ZM162 158H163V157H162ZM196 158H197V157H196ZM233 158H235V157H233ZM26 159H27V158H26ZM55 159H56V158H55ZM95 159H96V158H95ZM95 159H93V160L96 161ZM130 159H132V158H130ZM133 159H134V158H133ZM143 159H144V158H143ZM186 159H187V158H186ZM189 159H190V158H189ZM235 159H236V158H235ZM244 159H245V158H244ZM248 159H249V157H248ZM18 160H19V159H17L16 161H18ZM32 160H33V159H32ZM32 160H31L30 162H32ZM57 160H58V159H57ZM103 160H104V159H103ZM117 160H118V159H117ZM128 160H129V159H128ZM145 160H146V159H145ZM151 160H153V159L151 158ZM160 160H162V159H160ZM187 160H188V159H187ZM249 160H250V159H249ZM13 161H14V160H13ZM19 161H21V160H19ZM26 161H27V160H26ZM28 161H29V160H28ZM97 161H98V160H97ZM111 161H112V160H111ZM113 161H114V160H113ZM131 161H133V160H131ZM138 161H139V160H138ZM142 161H143V160H142ZM142 161H141V162H142ZM170 161H171V160H170ZM192 161H193V160H192ZM192 161H191V163H192ZM199 161H200V160H199ZM225 161H226V160H225ZM225 161H224V162H225ZM227 161H228V159H227ZM235 161H236V160H235ZM43 162H45V161H43ZM43 162H42V164H43ZM51 162H53V161H51ZM51 162H50V164H51ZM55 162H56V160H55ZM64 162H65V161H64ZM103 162H104V161H103ZM128 162H129V161H128ZM155 162H156V161H155ZM204 162H205V161H204ZM13 163H14V162H13ZM16 163H17V162H16ZM19 163H21V162H19ZM19 163H18V165H19ZM24 163H25V162H24ZM24 163H23V164H24ZM65 163H66V162H65ZM112 163H113V162H112ZM116 163H117V161H116ZM126 163H127V162H126ZM126 163H125V164H126ZM130 163H131V162H130ZM134 163H135V162H134ZM153 163H154V162H153ZM199 163H200V162H199ZM237 163H238V162H237ZM26 164H27V163H26ZM28 164H29V163H28ZM31 164H32V163H31ZM31 164H30V165H31ZM34 164H35V163H34ZM38 164H39V163H38ZM48 164H49V163H48ZM58 164H59V163H58ZM94 164H95V163H94ZM96 164H98V163H96ZM96 164H95V165H96ZM106 164H107V163H106ZM136 164H137V163H136ZM142 164H143V163H142ZM151 164H152V163H151ZM154 164H155V163H154ZM211 164H212V163H211ZM218 164H219V163H217L216 166H218ZM235 164H236V163H235ZM16 165H17V164H16ZM30 165H29V166H30ZM35 165H36V164H35ZM61 165H62V164H61ZM109 165H110V164H109ZM128 165H130V164H128ZM132 165H133V164H132ZM138 165H139V164H138ZM138 165H137V166H138ZM143 165H144V164H143ZM148 165H149V164H148ZM148 165H147V166H148ZM152 165H153V164H152ZM152 165H151V166H152ZM159 165H160V163L158 164V166H159ZM165 165H166V164H165ZM165 165H164V166H165ZM171 165H173V164H171ZM189 165H190V164H189ZM193 165H194V164H193ZM203 165H204V164H203ZM203 165H202V166H203ZM29 166H28V167H29ZM48 166H49V165H48ZM51 166H54V165H51ZM51 166H50V167H51ZM59 166H60V165H59ZM115 166H116V165H115ZM153 166H154V165H153ZM158 166H157V167H158ZM213 166H214V165H213ZM18 167H20V166H18ZM21 167H23V166H21ZM25 167L27 168V166H25ZM37 167H38V166H37ZM39 167H40V166H39ZM55 167H56V165H55ZM62 167H63V166H62ZM64 167L68 168V164H67V166H64ZM107 167H108V166L106 165L105 168H107ZM113 167H114V166H113ZM145 167H146V166H145ZM149 167H150V166H149ZM175 167H176V166H175ZM189 167H190V166H189ZM196 167H197V166H196ZM204 167H205V166H204ZM219 167H220V166H219ZM241 167H242V166H241ZM14 168H15V167H14ZM23 168H24V167H23ZM33 168H34V167H33ZM33 168H32V169H33ZM40 168H41V167H40ZM45 168H46V165H45ZM48 168H49V167H48ZM48 168H47V169H48ZM56 168H57V167H56ZM56 168H55V169H56ZM101 168H102V167H101ZM138 168H139V166H138ZM155 168H156V167H155ZM155 168H154V169H155ZM221 168H222V167H220V169H221ZM28 169H29V168H27V172H28ZM37 169H38V168H37ZM37 169H36V171H37ZM49 169H50V168H49ZM102 169H104V168H102ZM116 169H118V168H116ZM116 169H114V170H116ZM131 169H132V168H131ZM152 169H153V168H152ZM154 169H153V172H154ZM175 169H176V168H175ZM12 170H13V169H12ZM16 170H17V169H16ZM23 170H24V169H23ZM30 170H31V169H30ZM44 170H45V169H44ZM62 170H63V169H62ZM106 170H108V169H106ZM135 170H136V169H135ZM143 170H144V169H143ZM185 170H186V169H185ZM202 170H203V169H202ZM238 170H239V169H238ZM261 170H262V169H261ZM8 171H9V170H8ZM21 171H22V170H21ZM75 171H76V170H75ZM119 171H120V170H119ZM140 171H141V170H140ZM147 171H148V170H147ZM159 171H160V170H159ZM167 171H168V170H167ZM189 171H190V170H189ZM232 171H233V170H232ZM16 172H17V171H16ZM18 172H19V170H18ZM18 172H17V173H18ZM30 172H31V171H30ZM30 172H29V173H30ZM38 172H39V171H38ZM49 172H50V171H49ZM56 172H57V174H58V171H56ZM59 172H60V171H59ZM108 172H109V171H108ZM108 172H107V173H108ZM138 172H139V170H138ZM141 172H142V171H141ZM143 172H145V171H143ZM143 172H142V173H143ZM149 172H150V171H149ZM157 172H158V171H157ZM17 173H16V174H17ZM25 173H26V170H25ZM33 173H34V172H33ZM33 173H32V174H33ZM42 173H44V171H42ZM139 173H140V172H139ZM146 173H147V172H145V174H146ZM154 173H155V172H154ZM158 173H160V172H158ZM177 173H178V172H177ZM190 173H192V172H190ZM204 173H205V172H204ZM10 174H11V173H10ZM13 174H14V173H13ZM22 174H23V173H22ZM22 174H21V175H22ZM26 174H27V173H26ZM39 174H41V170H40V173H39ZM62 174H63V173H62ZM147 174H149V173H147ZM155 174H156V173H155ZM182 174H183V173H182ZM4 175H5V174H4ZM29 175H31V174H29ZM37 175H38V174H37ZM58 175H59V174H58ZM78 175H79V174H78ZM159 175H160V174H159ZM178 175H179V174H178ZM185 175H186V173H185ZM185 175H184V176H185ZM191 175H193V173L190 174L189 176H191ZM252 175H254V174H252ZM10 176H11V175H10ZM17 176H18V175H17ZM19 176H20V175H19ZM27 176H28V175H27ZM32 176H33V175H32ZM35 176H36V175H35ZM44 176H45V175H44ZM65 176H66V175H65ZM115 176H116V175H115ZM146 176H147V175H146ZM148 176H149V175H148ZM153 176H154V175H153ZM193 176H194V175H193ZM201 176H202V175H201ZM204 176H205V175H204ZM248 176H249V175H248ZM258 176H259V175H258ZM20 177H21V176H20ZM37 177H38V176H37ZM37 177H35V178L37 179ZM51 177H52V176H51ZM74 177H75V176H74ZM74 177H73V178H74ZM117 177H118V176H117ZM155 177H156V176H155ZM157 177H158V176H157ZM157 177H156V178H157ZM195 177H196V176H195ZM195 177H194V178H195ZM256 177H257V176H256ZM2 178H3V177H2ZM12 178H13V177H12ZM14 178H15V177H14ZM16 178H17V177H16ZM25 178H26V177L24 176V179H25ZM27 178H28V177H27ZM56 178H57V177H56ZM62 178H63V176H62ZM67 178H68V176H67ZM73 178H72V179H73ZM111 178H113V176H112ZM143 178H144V177H143ZM148 178H149V177H148ZM158 178H159V177H158ZM207 178H208V177H207ZM224 178H225V177H224ZM19 179H20V178H19ZM21 179H22V177H21ZM29 179H30V178H29ZM43 179H44V177H43ZM47 179H48V178H47ZM54 179H55V178H54ZM54 179H53V180H54ZM76 179H77V178H75V180H76ZM113 179H114V178H113ZM117 179H119V178H117ZM172 179H173V178H172ZM256 179H257V178H256ZM256 179H255V180H256ZM1 180H2V179H1ZM14 180H15V179H14ZM22 180H23V179H22ZM41 180H42V179H41ZM73 180H74V179H73ZM79 180H80V179H79ZM81 180L83 181L82 178H81ZM85 180H86V179H85ZM85 180H84V181H85ZM88 180H89V179H88ZM114 180H115V179H114ZM226 180H227V179H226ZM16 181H17V180H16ZM36 181H37V183H38V180H36ZM36 181H35V183H36ZM43 181H44V180H43ZM45 181H46V180H45ZM60 181H61V180H60ZM93 181H94V180H93ZM93 181H92L91 183H93ZM96 181H97V179H96ZM99 181H100V180H99ZM116 181H117V180H116ZM122 181H123V180H122ZM159 181H160V180H159ZM177 181H178V180H177ZM183 181H184V180H183ZM199 181H200V180H199ZM257 181H258V180H257ZM18 182H19V181H18ZM23 182H24V181H23ZM30 182H31V181H30ZM32 182H33V181H32ZM58 182H59V180H58ZM77 182H78V181H77ZM79 182H80V181H79ZM86 182H87V181H86ZM89 182H90V181H89ZM130 182H132V180H131ZM142 182H144V181H142ZM155 182H156V181H155ZM184 182H185V181H184ZM186 182H187V181H186ZM196 182H197V181H196ZM207 182H208V181H207ZM263 182H264V181H263ZM4 183H5V179H4ZM21 183H22V182H21ZM40 183H41V181H40ZM47 183H48V182H45V184H47ZM59 183H60V182H59ZM63 183H65V182H63ZM96 183H97V182H96ZM150 183H151V182H150ZM161 183H162V185L164 186L163 182H161ZM170 183H171V182H170ZM176 183H177V182H176ZM180 183H181V182H180ZM199 183H200V182H199ZM236 183H237V182H236ZM1 184H2V183H1ZM15 184H16V183H15ZM94 184H95V183H94ZM120 184H121V183H120ZM125 184H126V183H125ZM139 184H140V183H139ZM142 184H143V183H142ZM142 184H141V185H142ZM144 184H145V183H144ZM153 184H154V183H152L151 186L155 187ZM155 184H156V183H155ZM172 184H173V182H172ZM172 184H171V186H172ZM238 184H239V182H238ZM254 184H255V183H254ZM16 185H19V184H16ZM26 185H27V184H26ZM28 185H29V184H28ZM30 185H31V184H30ZM34 185H35V184H34ZM50 185H51V184H50ZM50 185H49V186H50ZM106 185H107V184H106ZM111 185H112V184H111ZM118 185H119V184H118ZM132 185H133V183H132ZM158 185H159V184H158ZM158 185H156V187H159ZM182 185H183V184H182ZM205 185H206V184H205ZM211 185H212V183H211ZM211 185H210V186H211ZM222 185H223V184H222ZM260 185H261V184H260ZM32 186H33V185H32ZM107 186H109V185H107ZM107 186H106V187H107ZM123 186H124V185H123ZM197 186H198V185H197ZM0 187H1V185H0ZM3 187H4V186H3ZM16 187H17V186H16ZM28 187H29V186H28ZM39 187H40V185H39ZM47 187H48V186H47ZM47 187H46V188H47ZM58 187H59V186H58ZM95 187H96V185H95ZM141 187H142V186H141ZM156 187H155V189H156ZM172 187H173V186H172ZM174 187H175V185H174ZM185 187H186V186H185ZM199 187H200V186H199ZM199 187H198V188H199ZM201 187H202V186H201ZM4 188H5V187H4ZM23 188H25V187L23 186ZM23 188H22V189H23ZM49 188H50V187H49ZM49 188H48V190H49ZM79 188H80V187H79ZM97 188H98V187H97ZM107 188H108V187H107ZM121 188H123V187H121ZM124 188H125V186H124ZM139 188H140V187H139ZM151 188H152V187H151ZM161 188H162V187H161ZM177 188H178V187H177ZM179 188H180V186H179ZM209 188H210V187H209ZM220 188H222V187H220ZM226 188H227V187H226ZM253 188H254V187H253ZM257 188H258V187H257ZM0 189H1V188H0ZM28 189H29V188H28ZM35 189H36V187H35ZM41 189H42V188L40 187V190H41ZM57 189H58V188H57ZM88 189H89V188H88ZM100 189H102V188H100ZM111 189H112V188H111ZM142 189H143V188H142ZM149 189H150V188H149ZM149 189H148V190H149ZM159 189H160V187H159ZM189 189H190V188H189ZM191 189H192V188H191ZM205 189H206V188H205ZM216 189H217V188H216ZM29 190H30V189H29ZM31 190H33V189H31ZM31 190H30V191H31ZM50 190H52V189H50ZM129 190H130V189H129ZM153 190H154V188H153ZM161 190H162V189H161ZM25 191H26V190H25ZM42 191H43V190H42ZM89 191H90V189H89ZM91 191H92V190H91ZM99 191H100V190H99ZM127 191H128V190H127ZM143 191H144V190H143ZM163 191H164V190H163ZM179 191H180V190H179ZM181 191H182V189H181ZM219 191H220V190H219ZM19 192H20V191H19ZM23 192H24V191H23ZM40 192H41V191H40ZM40 192H39V193H40ZM92 192H93V191H92ZM145 192H146V190H145ZM190 192H192V191H190ZM0 193L2 194V192H0ZM5 193H6V192H4V194H5ZM16 193H17V192H15V194H16ZM24 193H26V192H24ZM29 193H30V192H29ZM45 193H46V192H45ZM47 193H48V192H47ZM101 193H102V192H101ZM147 193H149V192H147ZM157 193H158V192H157ZM194 193H195V192H194ZM204 193H205V192H204ZM17 194H18V193H17ZM17 194H16V195H17ZM27 194H28V193H27ZM32 194H34V193H32ZM51 194H52V193H51ZM117 194H118V193H117ZM123 194H124V193H123ZM185 194H187V193H185ZM236 194H237V193H236ZM22 195L24 196V194H22ZM30 195H31V194H30ZM34 195H35V194H34ZM40 195H43V194H40ZM161 195H162V194H161ZM189 195H190V194H189ZM208 195H210V193H209ZM213 195H214V194H213ZM229 195H230V194H229ZM234 195H235V194H234ZM237 195H238V194H237ZM263 195H264V194H263ZM8 196H9V195H8ZM8 196H7V197H8ZM20 196H21V195H20ZM32 196H33V195H32ZM37 196H38V193H37ZM52 196H53V195H52ZM101 196H102V195H101ZM111 196H112V195H111ZM129 196H130V194H129ZM148 196H149V195H148ZM196 196H197V195H196ZM4 197H5V196H4ZM15 197H16V196H15ZM25 197L28 198L29 195H28V196H25ZM25 197H24V198H25ZM35 197H36V196H35ZM35 197H34V198H35ZM44 197H45V196H44ZM94 197H95V196H94ZM98 197H99V196H98ZM103 197H104V196H103ZM106 197H107V196H106ZM112 197H113V196H112ZM201 197L203 198V196H201ZM215 197H216V195H215ZM227 197H228V196H226V198H227ZM233 197H234V196H233ZM238 197H240V195H239ZM12 198H13V197H12ZM27 198H26V199H27ZM41 198H42V197H41ZM110 198H111V197H110ZM123 198H124V196H123ZM135 198H136V197H135ZM236 198H237V196H236ZM241 198H244V197H241ZM255 198H256V197H255ZM0 199H1V198H0ZM4 199H5V198H4ZM15 199H16V198H15ZM17 199H18V198H17ZM36 199H37V198H36ZM39 199H40V198H39ZM58 199H59V198H58ZM98 199H99V198H98ZM106 199H107V198H106ZM106 199L104 200V198H103L104 201H106ZM113 199H114V198H113ZM115 199H116V198H115ZM127 199H128V198H127ZM130 199H131V198H130ZM203 199H204V198H203ZM232 199H233V198H232ZM234 199H235V198H234ZM6 200H7V199H6ZM9 200H10V199H9ZM13 200H14V199H13ZM28 200H30V199H28ZM37 200H38V199H37ZM54 200H55V199H54ZM54 200H53V201H54ZM56 200H57V199H56ZM61 200H62V199H61ZM81 200H83V199L81 198ZM84 200L86 201V199H84ZM84 200H83V201H84ZM89 200H90V199H89ZM91 200H92V198H91ZM94 200H95V199H94ZM101 200H102V198H101ZM192 200H194V199H192ZM217 200H218V199H217ZM222 200H223V199H222ZM235 200H236V199H235ZM240 200H241V199H240ZM252 200H253V199H252ZM0 201H1V200H0ZM3 201H4V200H3ZM31 201H33V199H32ZM31 201H29V202H31ZM92 201H93V200H92ZM111 201H112V200H111ZM124 201H125V200H124ZM135 201H136V200H135ZM139 201H140V200H139ZM189 201H190V200H189ZM204 201H205V200H204ZM204 201H203V202H204ZM207 201H208V200H207ZM242 201H243V200H242ZM248 201H250V200H248ZM5 202H6V201H5ZM15 202L18 203L16 200H15ZM19 202H20V201H19ZM39 202H40V201H39ZM51 202H52V201H51ZM72 202H73V201L71 200L70 203H72ZM90 202H91V201H90ZM106 202H107V201H106ZM115 202H116V201L114 200L113 203H115ZM126 202H127V201H126ZM130 202H131V201H130ZM190 202H191V201H190ZM208 202H209V201H208ZM210 202H211V201H210ZM237 202H238V201H237ZM0 203H1V202H0ZM36 203H37V202H36ZM41 203H42V202H41ZM54 203H55V202H54ZM56 203H57V202H56ZM58 203H59V202H58ZM103 203H104V202H103ZM127 203H128V202H127ZM198 203H199V202H198ZM198 203H197V204H198ZM239 203H240V201H239ZM247 203H248V202H247ZM249 203H251V202H249ZM32 204H33V203H32ZM32 204H31V205H32ZM89 204H90V203H89ZM98 204H99V203H98ZM192 204H193V203H192ZM19 205H20V203H19ZM19 205H18V206H19ZM21 205H22V204H21ZM34 205H35V204H34ZM34 205H32L31 207H33ZM46 205H47V204H46ZM109 205H110V204H109ZM248 205H249V204H248ZM35 206H36V205H35ZM90 206H91V205H90ZM106 206H107V205H106ZM113 206H114V205H113ZM231 206H232V205H231ZM250 206H252V205H250ZM15 207H17V206H15ZM95 207H96V206H95ZM114 207H115V206H114ZM116 207H117V206H116ZM127 207H128V206H127ZM132 207H133V206H132ZM200 207H202V206H200ZM229 207H230V206H229ZM0 208H1V207H0ZM3 208H4V207H3ZM13 208H14V207H13ZM33 208H34V207H33ZM50 208H51V207H50ZM86 208H87V207H86ZM101 208H102V207H101ZM134 208H135V207H133V210H135ZM141 208H142V206H141ZM255 208H256V207H255ZM14 209H15V208H14ZM21 209H22V208H20V211H21ZM23 209H24V206H23ZM25 209H27V208H25ZM25 209H24V211L26 212L28 209H27V210H25ZM103 209H106V208H103ZM113 209H114V208H112V210H113ZM115 209H117V208H115ZM120 209H121V208H120ZM137 209H138V208H137ZM201 209H202V208H201ZM0 210H1V209H0ZM17 210H18V208H17ZM54 210H55V208H54ZM108 210H109V209H108ZM110 210H111V209H110ZM122 210H123V209H122ZM139 210H140V209H139ZM142 210H143V209H142ZM204 210H205V209H204ZM228 210H229V208H228ZM231 210H232V207H231ZM2 211H3V209H2ZM7 211H8V210H7ZM10 211H11V210H10ZM24 211H23V212H24ZM202 211H203V210H202ZM210 211H211V210H210ZM232 211H233V210H232ZM11 212H12V211H11ZM28 212H29V211H28ZM54 212H55V211H54ZM89 212H90V210H89ZM106 212H107V211H106ZM137 212H138V211H137ZM215 212H216V211H215ZM234 212H235V210H234ZM0 213H1V212H0ZM2 213H4V212H2ZM2 213H1V214H2ZM18 213H19V212H18ZM21 213H22V212H21ZM29 213H30V212H29ZM55 213H56V212H55ZM108 213H109V212H108ZM110 213H111V212H110ZM204 213H205V211H204ZM221 213H222V212H221ZM226 213H227V211H226ZM1 214H0V215H1ZM16 214H17V213H16ZM16 214H15V215H16ZM22 214H23V213H22ZM31 214H33V213H31ZM31 214H30V215H31ZM34 214H35V213H34ZM69 214H70V213H69ZM69 214H68V217L71 216V215H69ZM100 214H101V213H100ZM120 214H121V212H120ZM123 214H124V212H123ZM138 214H141V212H138ZM138 214H136V216H137ZM253 214H254V213H253ZM11 215H12V214H11ZM19 215H20V213H19ZM30 215H29V216H30ZM59 215H60V214H59ZM91 215H92V214H91ZM111 215H112V214H111ZM133 215H134V214H133ZM141 215H142V214H141ZM211 215H212V214H211ZM236 215H237V214H236ZM13 216H14V215H13ZM22 216H23V215H22ZM51 216H52V215H51ZM65 216H66V215H65ZM107 216L110 217L109 214H108ZM117 216H118V215H117ZM134 216H135V215H134ZM15 217H16V216H15ZM24 217H25V216H24ZM33 217H34V216H33ZM33 217H32V218H33ZM81 217H82V216H81ZM86 217H87V216H86ZM104 217H105V216H104ZM118 217H120V216H118ZM125 217H126V216H125ZM215 217H216V216H215ZM239 217H241V216H239ZM12 218H13V217H12ZM17 218H18V217H17ZM32 218H31V219H32ZM107 218H108V217H107ZM200 218H201V217H200ZM256 218H257V217H256ZM1 219H2V218H1ZM15 219H16V218H15ZM29 219H30V218H29ZM53 219H54V217H53ZM66 219H67V218H66ZM184 219H185V218H184ZM186 219H187V218H186ZM221 219H222V218H221ZM62 220H63V219H62ZM121 220H122V219H121ZM235 220H236V219H235ZM6 221L9 222L10 220H4V222H6ZM17 221H18V220H17ZM23 221H24V220H23ZM25 221H27V220H25ZM64 221H65V220H63V222H64ZM101 221H103V220H101ZM106 221H107V220H106ZM117 221H118V220H117ZM251 221H252V220H251ZM4 222H3V223H4ZM11 222L13 223V221H11ZM72 222H73V221H72ZM142 222H143V221H142ZM175 222H176V221H175ZM225 222H226V221H225ZM243 222H244V221H243ZM28 223H29V222H28ZM66 223H67V222H66ZM70 223H71V222H70ZM97 223H98V222H97ZM117 223H118V222H116V224H117ZM244 223H245V222H244ZM247 223H248V222H247ZM6 224H7V222H6ZM106 224H107V223H105V225H106ZM126 224H127V223H126ZM251 224H252V223H251ZM3 225H4V224H3ZM100 225H101V222H100ZM139 225H140V224H139ZM210 225H211V224H210ZM7 226H8V225H7ZM30 226H31V225H30ZM115 226H116V225H115ZM140 226H141V225H140ZM213 226H214V224H213ZM0 227H1V226H0ZM11 227H12V226H11ZM109 227H110V226H109ZM111 227H112V226H111ZM133 227H134V226H133ZM145 227H147V226H145ZM187 227H189V226H187ZM214 227H215V226H214ZM248 227H249V226H248ZM2 228H3V227H2ZM13 228H14V226H13ZM35 228H37V227L35 226ZM35 228H34V229H35ZM115 228H116V227H115ZM201 228H202V227H201ZM241 228H242V227H241ZM10 229H11V228H10ZM29 229H31V228H29ZM29 229H28V230H29ZM129 229H130V228H129ZM218 229H220V228H218ZM238 229H239V228H238ZM32 230H33V229H32ZM32 230H31V231H32ZM62 230H63V229H62ZM145 230H146V229H145ZM225 230H226V229H225ZM10 231H11V230H10ZM31 231H30V232L28 231V232L31 233ZM49 231H50V230H49ZM49 231H48V232H49ZM120 231H121V230H120ZM147 231H148V230H147ZM183 231H184V230H183ZM222 231H223V230H221V232H222ZM8 232H9V231H7V233H8ZM105 232H106V229H105ZM109 232H110V231H109ZM111 232H112V231H111ZM142 232H143V230H142ZM142 232H141V233H142ZM171 232H172V230H171ZM187 232H188V231H187ZM244 232H245V231H244ZM10 233H11V232H10ZM10 233H9V234H10ZM21 233H22V231H21ZM38 233H40V232H38ZM38 233H37V234H38ZM82 233H83V232H82ZM106 233H107V232H106ZM121 233H122V232H121ZM147 233H148V232H147ZM150 233H151V232H150ZM0 234H1V233H0ZM3 234H4V233H3ZM23 234H24V233H23ZM27 234H28V233H27ZM41 234H42V233H41ZM55 234H56V233H55ZM114 234H115V233H114ZM114 234H112V235H114ZM122 234H123V233H122ZM5 235H6V234H5ZM45 235H46V234H45ZM52 235H53V234H52ZM75 235H76V234H75ZM94 235H95V234H94ZM105 235H106V234H105ZM105 235H104V236H105ZM108 235H109V234H108ZM119 235H120V234H119ZM138 235H139V234H138ZM140 235H141V234H140ZM150 235H151V234H150ZM153 235H154V234H153ZM263 235H264V234H263ZM27 236H28V235H27ZM117 236H118V235H117ZM188 236H189V235H188ZM190 236H191V235H190ZM2 237H3V236H2ZM5 237H8V235L5 236ZM9 237H10V236H9ZM9 237H8V238H9ZM72 237H73V236H72ZM193 237H194V236H193ZM248 237L251 238V236H248ZM45 238H46V237H45ZM84 238H85V237H84ZM97 238H98V237H97ZM107 238H108V237H107ZM107 238H106V239H107ZM112 238H113V237H112ZM112 238H111V239H112ZM137 238H138V237H137ZM146 238H147V237H146ZM150 238H151V236H150ZM157 238H158V237H157ZM106 239H105V240H106ZM119 239H120V238H119ZM198 239H199V238H198ZM251 239H252V238H251ZM257 239H258V238H257ZM263 239H264V237H263ZM103 240H104V239H103ZM114 240H115V239H114ZM142 240H144V239H142ZM145 240H146V239H145ZM36 241H37V240H36ZM55 241H56V240H55ZM158 241H159V240H158ZM187 241H188V240H187ZM4 242H5V241H4ZM25 242H27V241H25ZM103 242H104V241H103ZM110 242H111V241H110ZM116 242H117V241H116ZM138 242H139V241H138ZM185 242H186V240H185ZM185 242H184V243H185ZM23 243H24V242H23ZM141 243H142V242H141ZM201 243H202V242H201ZM104 244H105V243H104ZM142 244H143V243H142ZM257 244H258V243H257ZM42 245H43V244H42ZM189 245H190V244H189ZM191 245H192V244H191ZM194 245H195V244H194ZM229 245H230V243H229ZM258 245L260 246V244H258ZM158 246H159V245H158ZM186 246H187V245H186ZM197 246H198V245H197ZM236 246H237V245H236ZM242 246H243V245H242ZM23 247H24V246H23ZM154 247H155V246H154ZM187 247H188V246H187ZM238 247H239V246H238ZM247 247H248V245H247ZM68 248H69V247H68ZM105 248H106V247H105ZM107 248H108V247H107ZM111 248H112V247H111ZM115 248L117 249V248H119V247H115ZM191 248H193V247H191ZM194 248H196V247H194ZM194 248H193V249H194ZM240 248H241V247H240ZM243 248H244V246H243ZM248 248H249V247H248ZM62 249H64V248H62ZM113 249H114V248H113ZM113 249H112V250H113ZM245 249H246V248H245ZM250 249H253V247L250 248ZM260 249H261V248H260ZM6 250H8V249H6ZM6 250H5V251H6ZM58 250H60V249H58ZM69 250H70V249H69ZM246 250H247V249H246ZM261 250H262V249H261ZM117 251H118V250H117ZM218 251H219V250H218ZM243 251H244V250H243ZM263 251H264V250H263ZM6 252H7V251H6ZM64 252H65V251H64ZM64 252H63V253H64ZM68 252H69V251H68ZM68 252H67V253H68ZM114 252H115V251H114ZM259 252H260V250H259ZM57 253H58V252H57ZM117 253H118V252H117ZM198 253H199V252H198ZM240 253H241V252H240ZM242 253H243V252H242ZM263 253H264V252H263ZM6 254H7V253H6ZM6 254H5V255H6ZM25 254H27V253H25ZM109 254H110V253H109ZM118 254H119V253H118ZM153 254H154V253H153ZM224 254H225V253H224ZM104 255H105V254H104ZM104 255H103V256H104ZM114 255H115V254H114ZM120 255H121V254H120ZM64 256H65V255H64ZM69 256H70V255H69ZM74 256H75V255H74ZM78 256H79V254H78ZM107 256H108V255H107ZM187 256H188V255H187ZM249 256H251V255L249 254ZM252 256H253V255H252ZM28 257H29V256H28ZM70 257H71V256H70ZM151 257H152V255H151ZM153 257L155 258V256H153ZM185 257H186V256H185ZM217 257H218V256H217ZM241 257H242V256H241ZM72 258H73V257H72ZM129 258H130V257H129ZM224 258H225V257H224ZM229 258H230V257H229ZM229 258L227 257V259H229ZM252 258H254V257H252ZM77 259H78V258H77ZM86 259H87V258H86ZM118 259H119V258H118ZM147 259H148V258H147ZM202 259H203V258H202ZM238 259H239V258H238ZM247 259H248V258H247ZM116 260H117V259H116ZM175 260H177V259H175ZM180 260H181V259H180ZM184 260H185V259H184ZM186 260H187V259H186ZM203 260H204V259H203ZM230 260L232 261V259H230ZM117 261H118V260H117ZM178 261H179V260H178ZM182 261H183V260H182ZM188 261H189V260H188ZM193 261H194V260H193ZM231 261H230V262H231ZM257 261H259V260H257ZM114 262H115V261H114ZM139 262H140V261H139ZM148 262H149V261H148ZM152 262H153V261H152ZM158 262H159V261H158ZM183 262H185V261H183ZM206 262H207V261H206ZM230 262H229V263H230ZM254 262H255V261H254ZM121 263H123V262H121ZM154 263H156V262H154ZM162 263H163V262H162ZM162 263H161V264H162ZM176 263H177V262H176ZM185 263H187V262H185ZM188 263H189V262H188ZM199 263H200V262H199ZM232 263H233V262H232ZM232 263H231V264H232ZM248 263H249V262H248ZM257 263H258V262H257ZM125 264H126V263H125ZM204 264H205V263H204ZM234 264H235V263H234ZM236 264H237V263H236ZM258 264H259V263H258ZM262 264H263V262H262Z\"/></svg>",
	"mask_w": 264,
	"mask_h": 264
}]
</instances>
